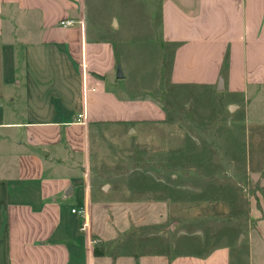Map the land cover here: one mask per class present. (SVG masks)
Segmentation results:
<instances>
[{
    "label": "crops",
    "instance_id": "obj_1",
    "mask_svg": "<svg viewBox=\"0 0 264 264\" xmlns=\"http://www.w3.org/2000/svg\"><path fill=\"white\" fill-rule=\"evenodd\" d=\"M262 99L264 0H0V264H264Z\"/></svg>",
    "mask_w": 264,
    "mask_h": 264
},
{
    "label": "rangeland",
    "instance_id": "obj_2",
    "mask_svg": "<svg viewBox=\"0 0 264 264\" xmlns=\"http://www.w3.org/2000/svg\"><path fill=\"white\" fill-rule=\"evenodd\" d=\"M118 68H121V66H118ZM119 71V69H118ZM226 95V94H225ZM264 99H262L263 101ZM262 101H258L256 100L255 103L251 102L252 104H256V102H262ZM242 112L243 111H239L237 113V115H239V117L242 116ZM262 112V111H261ZM195 112H188V115L191 116V115H194ZM190 118V117H189ZM198 118V117H197ZM245 122V121H244ZM264 131V129L262 130V132ZM242 139L241 138V142H240V148H241V160H239V163H241L240 165V168H242V163H243V160L245 161V157L247 156L246 153H243V149H245V147H247V140H245V143L242 144ZM244 140V139H243ZM261 146V145H260ZM250 150H251V157H250V160H251V163H252V170H251V173H255V172H258L261 168V165L263 163V160H262V155H261V150H259V144L258 143H255L252 138L250 140ZM263 151V150H262ZM244 158V159H243ZM239 168V169H240ZM252 183H251V190H252V193L254 194H258V193H263L261 190L263 189L264 190V175H257L255 177L252 178ZM264 194V193H263Z\"/></svg>",
    "mask_w": 264,
    "mask_h": 264
},
{
    "label": "built area",
    "instance_id": "obj_3",
    "mask_svg": "<svg viewBox=\"0 0 264 264\" xmlns=\"http://www.w3.org/2000/svg\"><path fill=\"white\" fill-rule=\"evenodd\" d=\"M75 22H76L75 19H66V20H62L61 24L64 26H69V25H73ZM81 116L82 115H80V117ZM72 210L73 212L78 213L79 215H82V216L85 215V212H86L84 208H73ZM87 228H88L87 223L81 226L82 230H86Z\"/></svg>",
    "mask_w": 264,
    "mask_h": 264
},
{
    "label": "water",
    "instance_id": "obj_4",
    "mask_svg": "<svg viewBox=\"0 0 264 264\" xmlns=\"http://www.w3.org/2000/svg\"><path fill=\"white\" fill-rule=\"evenodd\" d=\"M119 72L121 73V69H119Z\"/></svg>",
    "mask_w": 264,
    "mask_h": 264
}]
</instances>
